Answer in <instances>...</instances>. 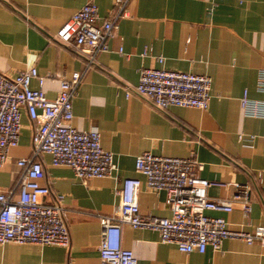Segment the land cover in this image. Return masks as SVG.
Segmentation results:
<instances>
[{"label":"crops","instance_id":"1","mask_svg":"<svg viewBox=\"0 0 264 264\" xmlns=\"http://www.w3.org/2000/svg\"><path fill=\"white\" fill-rule=\"evenodd\" d=\"M86 1L0 0V72L14 75L36 66L40 75L50 74L43 83L48 98L56 96L61 77L81 72L71 123L81 130L96 128L115 163L111 176L83 180L42 154L41 182L50 188L43 200L63 194L70 246L2 243L0 264H102L99 215L113 213L125 178L141 180L137 199L143 213L169 216L165 191L146 187L135 168L136 156L144 151L180 157L194 152L203 162L200 176L210 181L208 196L233 202L230 211L207 213L224 217L234 229L264 226V114L253 115L241 105L245 91L251 100H264L257 86L264 69V0H127L109 49L94 59L52 38ZM94 1L101 18L120 8L116 0ZM142 67L209 75L208 106L158 108L129 90ZM31 86L39 88L38 78ZM21 123L18 144L0 167V192L14 196L23 171L17 161L32 154L36 122L22 109ZM245 200L248 214L242 208ZM121 239L137 264H264V245L241 239L226 238L217 249L188 253L161 241L152 229L124 225Z\"/></svg>","mask_w":264,"mask_h":264},{"label":"built area","instance_id":"2","mask_svg":"<svg viewBox=\"0 0 264 264\" xmlns=\"http://www.w3.org/2000/svg\"><path fill=\"white\" fill-rule=\"evenodd\" d=\"M126 1L116 0L120 8L112 17L101 18L97 3L87 0L52 38L82 49L94 59L99 52L109 49L108 42L115 35L119 18L124 15ZM158 59L162 61V58ZM82 75L75 71L69 78L61 77L56 96L48 98L43 83L50 74L40 75L36 66H29L14 75L0 72V167L7 161L9 149L18 144L22 109L36 122L31 136L32 154L17 161L23 169L15 184L17 196L13 191L0 192V244L70 246L63 194L55 192L52 201L43 200L50 188L41 182L45 177L39 159L42 154H49L53 165L71 167L83 180L113 174V155L101 146L99 131L96 128L77 129L71 123L73 98ZM32 78H38L39 88L31 86ZM210 86L211 78L206 74L142 67L137 84L129 90L163 110L172 105L206 108ZM257 86L264 90V69L258 73ZM129 94L127 90L126 95ZM241 105L253 115L264 114V100H251L246 91ZM135 168L144 175L146 187L165 191L171 214L143 213L137 199L141 180L137 177L123 179L117 190L119 203L113 213L99 215L102 236L98 249L102 264H137L133 251L122 245L124 225L156 230L161 241L174 243L186 253L204 252L207 246L217 249L226 238L264 245L263 225L251 231L234 229L228 226L224 217L207 213L208 210L230 211L233 202L208 196L210 181L200 176L203 162L194 152L180 157L144 151L136 156ZM242 208L248 214V201L242 202Z\"/></svg>","mask_w":264,"mask_h":264}]
</instances>
